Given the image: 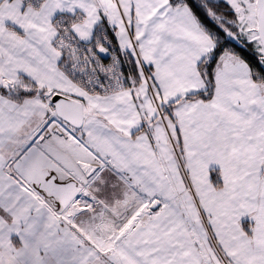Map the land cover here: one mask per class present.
Returning a JSON list of instances; mask_svg holds the SVG:
<instances>
[{
	"label": "snow or ice",
	"instance_id": "obj_1",
	"mask_svg": "<svg viewBox=\"0 0 264 264\" xmlns=\"http://www.w3.org/2000/svg\"><path fill=\"white\" fill-rule=\"evenodd\" d=\"M0 264H264V0H0Z\"/></svg>",
	"mask_w": 264,
	"mask_h": 264
}]
</instances>
